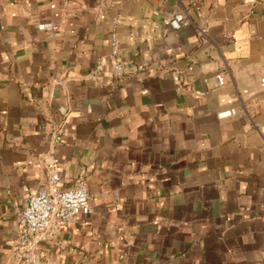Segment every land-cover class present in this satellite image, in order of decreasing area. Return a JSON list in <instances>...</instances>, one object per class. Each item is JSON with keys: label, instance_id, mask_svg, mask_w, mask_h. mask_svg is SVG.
I'll return each instance as SVG.
<instances>
[{"label": "crops", "instance_id": "obj_1", "mask_svg": "<svg viewBox=\"0 0 264 264\" xmlns=\"http://www.w3.org/2000/svg\"><path fill=\"white\" fill-rule=\"evenodd\" d=\"M54 170L92 210L37 264H264V0H0V264Z\"/></svg>", "mask_w": 264, "mask_h": 264}, {"label": "built area", "instance_id": "obj_2", "mask_svg": "<svg viewBox=\"0 0 264 264\" xmlns=\"http://www.w3.org/2000/svg\"><path fill=\"white\" fill-rule=\"evenodd\" d=\"M66 8L70 6L71 0H62ZM164 23L174 29H181L191 24V19L185 12L175 11L169 15ZM52 30L53 24L47 26ZM111 53L110 60L114 74L120 76L124 74L125 68L119 58L120 39L116 32L111 33L110 38ZM104 67V59L100 58L96 65L90 70V75L101 71ZM218 85L222 86L226 82L223 74H217ZM237 113L235 107L218 112L219 118L234 116ZM62 127L54 134L56 141L62 140ZM60 174L54 170L45 184L38 192L29 196L27 204L18 214L19 234L17 250L19 256L24 257L30 264L39 262L35 252V245L39 238L51 239L57 237L63 228L73 222L79 213H90V195L86 182L78 177L73 184L68 187L62 186Z\"/></svg>", "mask_w": 264, "mask_h": 264}]
</instances>
